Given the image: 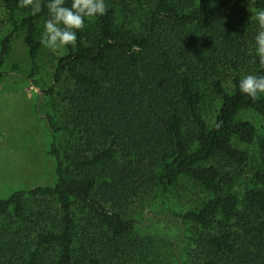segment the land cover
Instances as JSON below:
<instances>
[{
  "label": "trees",
  "instance_id": "obj_1",
  "mask_svg": "<svg viewBox=\"0 0 264 264\" xmlns=\"http://www.w3.org/2000/svg\"><path fill=\"white\" fill-rule=\"evenodd\" d=\"M3 2L12 32L1 41L0 69L13 34L24 32L28 78L39 86L38 21L49 18L48 0L36 15L19 0ZM105 3L106 14L86 19L58 57L45 91L60 99L62 120L39 99L56 183L0 198V264H264V126L239 117L254 109L264 119V94L239 90L245 75H264L259 29L244 18L264 0ZM224 68L233 70L230 88ZM217 100L209 121L206 106ZM184 178L208 197L160 217L178 225L175 239L136 232L130 207Z\"/></svg>",
  "mask_w": 264,
  "mask_h": 264
},
{
  "label": "rangeland",
  "instance_id": "obj_2",
  "mask_svg": "<svg viewBox=\"0 0 264 264\" xmlns=\"http://www.w3.org/2000/svg\"><path fill=\"white\" fill-rule=\"evenodd\" d=\"M22 16V12L18 13L19 18ZM254 17L255 12H248L244 18L259 29ZM47 19L48 17H42L38 21L40 35ZM11 32L7 9L3 0H0V49L2 39ZM253 43L255 45V41ZM66 52V47L53 53L43 45L39 55L40 73L36 77L39 86H35L28 78L31 61L24 42V32L14 33L12 36L10 55L6 65L0 69V72H5L4 78L0 80V198L8 197L15 190L56 183V158L49 153L53 138L41 115L44 109H38V102L39 99L44 103L46 101L57 120H62L60 99L57 95L46 94L45 91L53 85L58 57ZM14 64L19 66L20 71L11 69ZM224 70L227 76L225 86L230 88L233 70ZM219 106L220 100L213 106H206L204 113L209 121L214 120ZM239 117L253 122L259 130L264 126L263 117L254 109L242 110ZM66 137L63 132L58 134L59 144ZM236 143L242 149L256 152L253 145L238 141ZM247 181L248 178H243L236 190L241 191ZM181 182L179 188L166 194L155 193L142 197L130 207L136 221V232L158 235L168 243L175 239L179 231L178 225L160 217L169 209L182 211L196 207L208 197V193L197 183L186 178Z\"/></svg>",
  "mask_w": 264,
  "mask_h": 264
},
{
  "label": "clouds",
  "instance_id": "obj_3",
  "mask_svg": "<svg viewBox=\"0 0 264 264\" xmlns=\"http://www.w3.org/2000/svg\"><path fill=\"white\" fill-rule=\"evenodd\" d=\"M19 7H30L33 15L42 10L41 0H19ZM47 8L49 18L44 24L41 44L53 53L76 44L77 31L84 29L86 19L107 12L105 0H71L70 6L65 5V0H48ZM254 18L259 25L255 51L260 65L264 67V10L256 11ZM239 90L253 100L258 99L260 94H264V75H245L239 82Z\"/></svg>",
  "mask_w": 264,
  "mask_h": 264
}]
</instances>
